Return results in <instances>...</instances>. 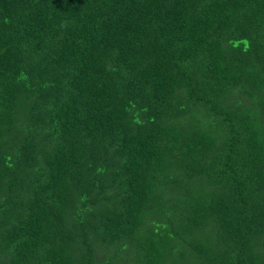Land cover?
I'll return each mask as SVG.
<instances>
[{
    "label": "trees",
    "instance_id": "obj_1",
    "mask_svg": "<svg viewBox=\"0 0 264 264\" xmlns=\"http://www.w3.org/2000/svg\"><path fill=\"white\" fill-rule=\"evenodd\" d=\"M0 264H264V0H0Z\"/></svg>",
    "mask_w": 264,
    "mask_h": 264
}]
</instances>
